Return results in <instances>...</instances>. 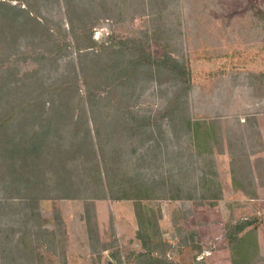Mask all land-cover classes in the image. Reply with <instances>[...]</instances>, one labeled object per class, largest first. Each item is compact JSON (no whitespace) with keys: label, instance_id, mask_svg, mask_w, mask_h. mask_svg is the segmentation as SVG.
<instances>
[{"label":"rangeland","instance_id":"374dc122","mask_svg":"<svg viewBox=\"0 0 264 264\" xmlns=\"http://www.w3.org/2000/svg\"><path fill=\"white\" fill-rule=\"evenodd\" d=\"M8 112L0 264H264V0H0Z\"/></svg>","mask_w":264,"mask_h":264},{"label":"trees","instance_id":"16d2710c","mask_svg":"<svg viewBox=\"0 0 264 264\" xmlns=\"http://www.w3.org/2000/svg\"><path fill=\"white\" fill-rule=\"evenodd\" d=\"M87 48H91V47H87ZM109 86H111V85L109 84ZM113 86H115V85H113ZM6 114L8 116L6 119V123L5 124L0 123V134H3L4 132H6L5 128L7 127V125L10 122H12L11 116L13 115V113L8 112ZM56 161L58 162L57 158H55V159L53 158V160L51 161L53 166L55 165ZM64 168H65V166H63L62 170L57 173L59 178L61 177L60 182H59V180H58V182L55 181L54 176L51 172V175L49 178L54 180V181H51L48 179L49 185L47 187L41 186V188L45 189V191H47V192L48 191L51 192L52 190L53 191L56 190V186L59 187L60 184H62V185L64 184V186H65V184L68 182H71L72 184L79 186V184L75 183L74 178L72 176L68 175V173L66 172L67 168L66 169H64ZM92 169L93 170L91 172L90 178L83 179L82 188H84V189L79 188L80 190H83L85 192L90 191L91 195L88 196L86 198V200H92V201L93 200H113V201L134 200L133 197H128L125 195V193H123L124 189H126V186L120 181L116 182V180H115L116 176L114 177L113 181H111L110 177L106 174V170L100 169V166L98 165V163H96ZM65 174H67L66 178H65ZM75 180L80 181V177L76 176ZM84 180H85V183H84ZM106 180L113 183L114 189H111L110 187L106 186ZM116 185L118 186L117 189L115 188ZM88 186H90V187H88ZM86 187H88V188H86ZM71 188H72V186L67 187V189L72 191ZM76 191H79V190H76ZM14 199H17V198H14ZM37 199L38 200H40V199L52 200V199H54V197L47 194L46 196H40V198H37ZM81 199H85V198H81ZM142 199H148V196H145ZM13 200H10V201L12 203L16 202ZM20 239H22V235L20 236L19 240Z\"/></svg>","mask_w":264,"mask_h":264},{"label":"crops","instance_id":"0c3cea01","mask_svg":"<svg viewBox=\"0 0 264 264\" xmlns=\"http://www.w3.org/2000/svg\"><path fill=\"white\" fill-rule=\"evenodd\" d=\"M262 146H263V148H264V141H263V144H262ZM252 158H253V156H250L248 159L249 160H247L248 161V163H251V161H253L252 160ZM228 165H229V163H228ZM232 175L233 174H230V177H231V183H232V185H231V187H230V181H229V184H228V181H227V185H226V189L225 190H227V188L229 187L230 189H231V191H229V192H231V194L233 195V196H235V195H237V196H240V197H244V194L242 193V191H241V189L240 188H238V187H236L235 186V184H233V179H235L234 178V176L232 177ZM234 185V186H233ZM259 195V191L256 193V195ZM131 202H130V205H131V207L133 206L132 205V200H130ZM118 203L119 202H122V201H117ZM217 206H218V200L217 201H215V202H213V203H209V206H208V208H213V209H217ZM134 219H135V221H136V224H137V216H136V212H135V209H134ZM136 226H138V225H136ZM137 230H138V228H137ZM198 233H200V232H198Z\"/></svg>","mask_w":264,"mask_h":264}]
</instances>
